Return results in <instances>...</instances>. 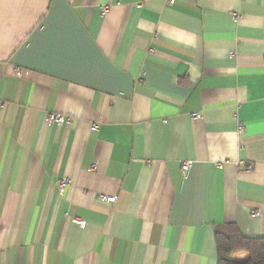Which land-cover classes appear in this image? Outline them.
I'll return each mask as SVG.
<instances>
[{"label": "crops", "instance_id": "crops-1", "mask_svg": "<svg viewBox=\"0 0 264 264\" xmlns=\"http://www.w3.org/2000/svg\"><path fill=\"white\" fill-rule=\"evenodd\" d=\"M227 224L264 236V0H0V264H218Z\"/></svg>", "mask_w": 264, "mask_h": 264}, {"label": "trees", "instance_id": "trees-1", "mask_svg": "<svg viewBox=\"0 0 264 264\" xmlns=\"http://www.w3.org/2000/svg\"><path fill=\"white\" fill-rule=\"evenodd\" d=\"M216 245L218 264H264V236L245 237L234 224L216 229Z\"/></svg>", "mask_w": 264, "mask_h": 264}, {"label": "built area", "instance_id": "built-area-1", "mask_svg": "<svg viewBox=\"0 0 264 264\" xmlns=\"http://www.w3.org/2000/svg\"><path fill=\"white\" fill-rule=\"evenodd\" d=\"M175 0H169L170 3H174ZM106 11V7L103 8V12ZM192 116L193 117H198L199 116V113L198 112H194L192 113ZM66 120V117L61 114V113H49L48 115V121L50 123H58V124H62L64 121ZM92 129H97V125H93L92 126ZM192 166V162L191 161H183L181 163V170L184 174H186L190 168ZM101 198L108 201V202H114L116 200V197L114 195H108V194H105V193H102L101 194ZM73 221L75 223H78L82 226H84L86 224V221L83 220V219H80V218H73Z\"/></svg>", "mask_w": 264, "mask_h": 264}, {"label": "rangeland", "instance_id": "rangeland-1", "mask_svg": "<svg viewBox=\"0 0 264 264\" xmlns=\"http://www.w3.org/2000/svg\"><path fill=\"white\" fill-rule=\"evenodd\" d=\"M245 256L242 254L239 256L240 259H243Z\"/></svg>", "mask_w": 264, "mask_h": 264}]
</instances>
